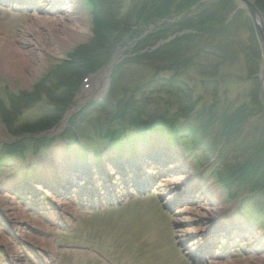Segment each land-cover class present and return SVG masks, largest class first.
I'll use <instances>...</instances> for the list:
<instances>
[{"label":"rangeland","instance_id":"374dc122","mask_svg":"<svg viewBox=\"0 0 264 264\" xmlns=\"http://www.w3.org/2000/svg\"><path fill=\"white\" fill-rule=\"evenodd\" d=\"M129 1L134 2L136 0H111V3L117 9L118 5L121 6L118 12L122 16L126 12ZM212 1H216L215 10H218L216 14L223 16L224 27L231 32L228 37L225 35L218 39V46L215 44L227 53L222 55L224 57L222 59L214 58L211 57L214 54L208 52L211 48L208 46L207 41L198 44L189 52V55L198 57L199 49H204V55L197 58L194 68L188 70V73L184 76L191 86L196 87L193 97H202L193 115L190 114L188 119L196 121L197 124H202L200 119L204 115L200 117L194 115L197 113L205 114L206 110L211 107L214 121L209 124L205 139L208 143L215 144L220 139L225 113L234 108H239L240 105H246L248 110L252 109L253 102L250 99V92L259 88L258 84H254L253 81L256 79L254 68L260 67L262 61L257 65L254 64V68L253 65L249 67L244 56L241 55L243 51L249 52V44L255 38L252 21L246 12L232 0H226L229 2L223 0ZM204 2L198 1L193 8ZM256 2L264 3V0H256ZM142 4L141 0L138 10ZM103 6L108 5L103 4ZM108 7L110 8V6ZM89 13L90 5L86 4L85 0H0V56H4L8 51V47L11 46L14 49L11 54L20 56L26 61L23 71L19 75L10 74L0 66V103L3 104L4 94L33 92L35 84L43 78V74L52 71L57 64L62 63L63 59H66L67 52L78 51L84 45L89 46L95 30H100V24L97 22L99 18L92 19ZM259 14L261 16V13ZM48 21H63L61 24L68 27L69 30H72V25L75 27L82 26L81 29L73 27L72 31L76 32L75 37L71 34L61 33L59 35V30L55 34L49 35ZM169 21L172 22V20ZM151 28H148L145 35L153 30ZM108 35L111 36L110 33ZM56 40H60L62 46L58 47ZM253 58L258 60L261 56L256 57L254 55ZM69 63L72 64V61ZM156 65L157 62H149L146 58L140 64H130L131 68L123 71L120 78L116 80V87L123 80H126L128 74L135 79L136 85L145 82L152 77V68H156ZM73 66L75 68H72L71 73L69 71L68 74L69 82H71V79L72 82H77L86 74L85 64L80 60L74 61ZM157 67H161V65ZM135 72L139 73L138 76L135 75ZM162 74L168 75L165 72ZM96 80L101 83L102 77L98 76ZM202 84H206L207 90L199 88ZM41 86L52 94L49 96L43 95L42 97L45 99L40 102L39 107L33 105L26 109L19 108L20 110L15 112L11 120L12 125L8 128L9 132L16 131L23 125L34 123L40 118L53 115L55 107L60 106L56 99L59 100L60 97H64L65 94L62 92L65 91L59 90L54 93L53 88L49 87L47 83H43ZM103 88L104 86L100 87L98 92L102 91ZM119 91L120 88L117 87L114 93L117 94ZM90 93L93 92L89 90L87 94ZM87 97V95L78 96L76 100L82 102ZM160 107L162 108V106ZM170 112H175V110ZM255 114L250 117L249 124L246 127H243L244 124H242L234 128L239 136L232 138L223 147L229 155L239 156V163L246 161L239 154L242 149L241 145L238 144L241 142V138L244 141L255 142V137L258 136L260 131L261 137H264V117ZM94 117H100L101 125H105L106 117H98V115ZM1 126L3 125L0 122V144L7 140V136H10L7 130ZM91 134L90 130H86L82 134L84 142ZM33 137L37 138L38 135L34 134ZM63 137V140L69 138V132L64 134ZM63 140L52 142L48 150L42 151L35 157H27V161L23 162L24 164H19L20 171L30 164L31 167L35 165V170L36 166L44 167L52 160V158L49 160L50 153H53V159H57L59 162L61 161L58 158L66 157L64 154H68L71 158L77 157L83 162L91 161L96 156L100 157V155L108 159L113 157L112 154H105L109 148L98 139L91 138L88 140L89 143L85 142V151L77 147L76 142L68 143ZM185 147L188 148L187 143ZM54 148H56L55 151ZM178 149L181 150L179 152H181L182 157H185L183 149L177 147L176 150L178 151ZM187 151L189 152L190 148ZM197 155L199 163L206 166L207 161L199 154ZM209 156L210 161H214L215 164L214 155L211 153ZM187 157L184 162H187ZM131 161V159H127L126 163ZM168 161L172 169L160 177L157 176L152 190H149V188L147 191L142 192V195H133L131 198L123 200L120 205H101L95 210L94 206H86L75 201H64L59 213L65 224L63 221H57V217L52 210L47 212L50 214L47 215L50 220L46 221L37 212L27 209L19 203L17 196L11 194V189H14L12 185L14 179L3 178V175L14 176L18 165L13 170L8 169L9 171L5 166L0 169V209L7 210L8 220L15 225L14 228H18L19 225L23 228H20V231L18 229L13 230L15 231V237L35 249H33L34 253L42 262L41 264H191L176 246L178 237L179 239H186L188 234L196 231L195 229L200 230L203 225L202 221L206 220L210 213L215 217L220 213L228 212L224 211L225 205H219L215 210L210 206L209 201H196L194 198L190 199L189 196L188 199L180 197L177 200L171 199L166 202L169 199L167 195L169 191L176 188V183L181 182L179 180L180 175H182L179 174L182 171L180 163L172 157V154H167L158 157L155 164L152 163L147 170L149 175L148 172L156 163L161 165ZM214 164L210 169L213 170ZM262 167H264V163ZM206 171L207 168L204 169L207 177ZM109 173L112 175L110 182L112 181L117 187H120L121 180L116 176L115 171ZM154 173L156 175V172ZM194 175L197 174L194 173ZM185 177L187 176L185 175ZM188 183L191 182L188 181ZM159 184H162V187H158ZM209 186L212 189V183H209ZM213 189L222 192L215 184H213ZM162 194L165 197L167 196L165 200L160 199ZM223 197H225L224 194ZM220 200H214V202L220 204ZM256 200L260 203V195L257 196ZM165 204H169L172 208L166 210L163 207ZM47 209L49 210L48 206ZM223 216L227 217L226 214ZM176 222H183V224L177 226L175 225ZM251 229L254 238H262L261 246L256 245L252 237H244L247 234L245 231L241 233L244 238L240 239L238 232L241 230H234L232 232L235 239L233 244L238 249L226 251L225 254L223 253L224 248L220 247V251L213 250L214 253L205 262L200 259V262L195 260L194 264H264V230L257 232L253 228ZM0 252V264H37L34 255L27 251L25 245L19 247L6 232L3 225L0 226Z\"/></svg>","mask_w":264,"mask_h":264},{"label":"trees","instance_id":"16d2710c","mask_svg":"<svg viewBox=\"0 0 264 264\" xmlns=\"http://www.w3.org/2000/svg\"><path fill=\"white\" fill-rule=\"evenodd\" d=\"M200 0H142L143 4L138 10L141 0L129 1V5L126 8V12L121 16L120 13L115 11L113 7H105L106 10L100 8L97 12H92L93 16L97 14L100 24V30H95L94 40L90 41L89 46H82L78 51L69 54V59L71 58L72 64L65 63L63 67L53 70L49 77H59L63 80L62 69L67 65H73L74 61L80 60L85 64L86 72H92L100 66H103V62H106L111 58L113 53L118 49L127 48V53L135 55V61L142 62L146 58L149 62L161 63L163 67L155 68L156 71H169L174 73H188V70L194 68L195 62L200 55H204V49L198 51L197 56H190L191 52L198 44H202L204 41L208 42V46L211 49H207L209 53L214 55V58H224L222 55L226 54L225 50L221 47H217L218 39L225 36L226 33L222 28H213L217 23L223 24V16H218L216 13L218 10L216 8V1L201 0L205 1L198 7L193 8ZM212 1V2H211ZM226 2V0H223ZM255 4L256 0H251ZM261 1V0H260ZM92 3L93 0H88ZM263 2V1H262ZM96 8V5L93 3ZM202 6V7H201ZM117 7H121L118 5ZM256 7L262 14L264 18V3L256 2ZM182 12L188 14L185 20H179L176 22H162L165 20H174L179 17ZM94 19H97L94 17ZM185 20V21H184ZM191 21V22H190ZM132 24V26H131ZM153 25V30L147 32L148 28ZM224 25V24H223ZM185 31H190L186 33ZM110 33L111 36L108 34ZM145 35V37H143ZM171 39L167 44L159 45L166 42L167 39ZM217 44V46L215 45ZM158 45V48L151 50V48ZM250 49V50H249ZM249 51H252L256 57H260V53L257 48L255 39L249 44ZM258 68H254V74L257 75ZM117 71L114 73L116 76ZM255 75V76H256ZM58 80L57 88L64 87V82ZM42 80L36 88L39 90L41 87ZM254 84H257L255 79ZM205 85V84H203ZM37 91V90H36ZM39 91L35 94L39 95ZM26 96H22V101ZM26 103H33L36 98L32 100L27 96ZM250 99L253 102L252 109L248 110L246 105H240L239 108H234L229 110L223 115V124L221 137L226 138L225 144H228L230 136L236 135L237 132L234 128L237 126L246 127L249 124L250 117L254 116L256 113L264 117V103L260 98L258 89L252 90L250 92ZM255 114V115H256ZM45 121L37 123L39 126H44ZM48 124V123H46ZM249 127V126H248ZM247 127V128H248ZM28 127L22 129L21 132L15 133L16 135L28 132ZM168 135L176 136L185 133L181 131L180 128L170 126L163 129ZM188 140L195 143L199 150L209 153V149L206 148L202 143V138L204 133L201 132V139H196V133L187 130ZM14 134V135H15ZM112 136V133H108ZM228 137V138H227ZM257 138V139H256ZM262 138V139H261ZM264 137H261V131L257 137H255V142H248L244 144V141L240 144L241 156L246 159L245 162L235 166L232 171H228V175L233 177L238 175V178L243 181L246 180L247 183L252 182L251 189L264 194ZM249 148V149H245ZM252 148V149H250ZM13 153L17 152L15 146L12 147ZM25 148H23V151ZM263 150V154H262ZM16 151V152H15ZM239 157V156H238ZM219 182L224 184L223 178L219 177Z\"/></svg>","mask_w":264,"mask_h":264},{"label":"bare ground","instance_id":"6f19581e","mask_svg":"<svg viewBox=\"0 0 264 264\" xmlns=\"http://www.w3.org/2000/svg\"><path fill=\"white\" fill-rule=\"evenodd\" d=\"M232 1H236V0H232ZM226 2H229V1H226ZM68 15H70V14H68ZM187 16H188V14L186 12H182V14H180L178 18L172 20V22H176V21H179V20H183ZM185 20H186V18H185ZM164 22L170 23L169 20H165ZM47 23H49L48 24V27H49V29H48L49 30V35L55 34L56 31L59 30V32H58L59 35H61V33L62 34H66V35L71 34L73 37H75L76 32H73L72 31L73 30V27H75L74 25H72V30H69L68 27H66V26H64V25L61 24V23H63V21H60V22L59 21H55V22L48 21ZM57 26H59V27H57ZM81 26L82 25H78V27H75V28L81 29ZM224 26L225 25H223V24L221 25V24H218L217 23L213 28H222V30L226 33V35L228 37V35H231V32L228 31V29H226ZM185 32L186 33H190V31H185ZM56 44L58 45V47L62 46V43H61L60 40H56ZM13 50L14 49L11 46H9L8 47V51L5 53V55L4 56L3 55L0 56V66L2 68H4L5 71H8L10 74L19 75V74L22 73L23 68L25 66L24 64H26V61L22 57H20V56L19 57L18 56H13L11 54V52ZM241 55L244 56V59L246 60V63H247V65L249 67H251L253 65V68H254L255 67L254 64L257 65L258 63H260V61H262L261 58H259L258 60L254 59L253 56L255 54L252 51H249V52L248 51H243V52H241ZM236 56H237V54H236ZM257 73H258V71H257ZM263 79H264V71H263V75H262V81H263ZM263 89H264V85H263ZM150 119L153 121L152 118H150ZM154 119H155L156 123L158 125H160L158 119L156 117H154ZM155 145H156V143L152 142L150 144L145 145L144 147L145 148H154ZM60 165H61L60 163H55V168H59ZM182 180H184V179H182ZM136 181H137V179H136ZM142 181L143 180L141 178H139V183L142 182ZM173 190L175 192H178V191H180V188L176 187ZM173 194H174V192H173ZM236 194H238V193H236ZM242 200L245 201V202H248L249 201V196H247L246 194H242ZM58 202L59 201H56V204L59 205L60 203H58ZM178 221H180V220H178ZM230 263H232V262H230Z\"/></svg>","mask_w":264,"mask_h":264},{"label":"water","instance_id":"95a60500","mask_svg":"<svg viewBox=\"0 0 264 264\" xmlns=\"http://www.w3.org/2000/svg\"><path fill=\"white\" fill-rule=\"evenodd\" d=\"M240 2V4L246 9V11L248 12L252 23L254 25V29H255V33L256 36L258 38L261 50H262V54L264 57V22L260 16V14L258 13V11L256 10L255 6L249 1V0H238ZM262 69L264 71V60H263V64H262Z\"/></svg>","mask_w":264,"mask_h":264}]
</instances>
